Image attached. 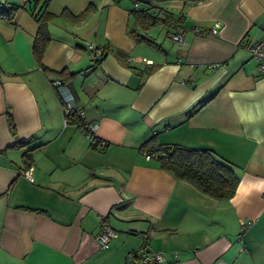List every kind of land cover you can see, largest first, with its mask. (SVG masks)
<instances>
[{"label":"crops","instance_id":"obj_1","mask_svg":"<svg viewBox=\"0 0 264 264\" xmlns=\"http://www.w3.org/2000/svg\"><path fill=\"white\" fill-rule=\"evenodd\" d=\"M133 8L180 17L185 42L168 25L135 24ZM48 10L42 66L29 11L0 18V264H127L142 246L164 251L162 264H264V73L247 49L264 37V0H50ZM88 44L107 51L99 63ZM55 78L106 145L63 122ZM153 136L209 149L238 177L234 194L211 197L146 158ZM102 224L114 234L99 247Z\"/></svg>","mask_w":264,"mask_h":264},{"label":"trees","instance_id":"obj_2","mask_svg":"<svg viewBox=\"0 0 264 264\" xmlns=\"http://www.w3.org/2000/svg\"><path fill=\"white\" fill-rule=\"evenodd\" d=\"M49 1L50 0H25L20 5H11L8 8L0 9V18L8 22L13 19L15 12L20 7L26 9L32 15L37 22V30L32 43V52L41 66L43 52L50 40L48 22L54 17L48 10ZM129 13L131 14L133 22L143 29L155 25L159 20L173 17L170 12L162 11L163 15L161 16V12L149 9L133 8L129 10ZM62 14L64 15L65 11H63ZM131 32L137 39L149 40L144 35L135 34L133 30H131ZM106 53L107 51L103 49L101 54L97 56L95 62L99 63ZM115 53H117V55L121 54L117 50H115ZM64 73L65 70L60 71L61 75ZM61 79L64 83L66 82L64 78ZM76 120V117H70L69 122H75ZM10 125L13 127L12 122H10ZM89 144L91 145L90 142ZM91 146L95 147L93 145ZM140 150L150 154H156L155 156L160 161V165L163 169L170 172L173 176L189 182L198 190L211 197L218 199L229 198L235 192L238 177L234 170L227 162L218 159L207 148L189 147L175 143H159L153 136L140 145Z\"/></svg>","mask_w":264,"mask_h":264},{"label":"built area","instance_id":"obj_3","mask_svg":"<svg viewBox=\"0 0 264 264\" xmlns=\"http://www.w3.org/2000/svg\"><path fill=\"white\" fill-rule=\"evenodd\" d=\"M134 6H137V3L134 2ZM180 20V19H179ZM178 19L174 17H169L164 20H159L155 25L157 26H169V31L167 33L168 37L177 44H183L185 42V35L182 26L180 25ZM219 23H217L214 27L210 29V33H217L219 31ZM88 47L92 50V52L96 55H100V50L96 49L93 44H88ZM247 49L250 52L251 56L257 62V68L261 73H264V37L259 39H255L247 44ZM193 81V79H191ZM50 84L55 89L62 110L63 122L69 123L70 117H76V121L74 124L81 130V132L85 135L87 140L93 146H104L106 145V141L99 138L96 134L97 125L94 122L87 121L84 115L83 109L79 108L76 105L75 96L70 88L64 84L61 79L55 78L50 80ZM154 154H150L145 152L146 158L154 157ZM22 175L28 180H32L33 177L32 167L21 171ZM114 231L113 229L107 225L102 224L101 228L96 236L97 243L99 247L105 246L109 240L113 237ZM141 237L146 240L147 234L143 232ZM173 256H177V252L173 251ZM166 255L162 250H154L146 248L142 246L137 251H131L126 255L125 262L127 264H162L166 261Z\"/></svg>","mask_w":264,"mask_h":264}]
</instances>
